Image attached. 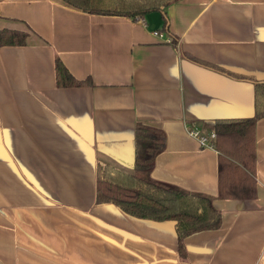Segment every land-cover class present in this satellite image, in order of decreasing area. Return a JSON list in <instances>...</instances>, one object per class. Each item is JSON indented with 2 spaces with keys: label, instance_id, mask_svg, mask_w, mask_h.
<instances>
[{
  "label": "crops",
  "instance_id": "crops-1",
  "mask_svg": "<svg viewBox=\"0 0 264 264\" xmlns=\"http://www.w3.org/2000/svg\"><path fill=\"white\" fill-rule=\"evenodd\" d=\"M167 16L164 30L158 11L134 19L0 0V30L28 33L0 46V264H264V117L255 197L220 198V152L189 134L254 114L264 0H179ZM57 58L93 84L59 87ZM139 124L166 135L151 177L221 211L218 229L185 238V258L174 221L96 203L98 162L134 171Z\"/></svg>",
  "mask_w": 264,
  "mask_h": 264
},
{
  "label": "trees",
  "instance_id": "trees-1",
  "mask_svg": "<svg viewBox=\"0 0 264 264\" xmlns=\"http://www.w3.org/2000/svg\"><path fill=\"white\" fill-rule=\"evenodd\" d=\"M60 1L91 14L134 19L158 11L164 19V30H168L167 8L179 0ZM27 35V32L21 30H0V46L23 45ZM55 70L59 87L93 84L91 78L77 79L59 58ZM220 70L224 71L222 68ZM249 79L255 82L254 114L251 117L223 118L215 122V149L220 152L219 197L224 199L255 197L257 194L255 126L264 117V82ZM165 146L166 135L162 130L139 124L136 130L134 171L128 172L110 163L98 162L96 203H114L137 218L174 221L179 254L185 258V238L200 231L218 229L222 223V214L214 206L212 196L191 192L151 177L155 159Z\"/></svg>",
  "mask_w": 264,
  "mask_h": 264
},
{
  "label": "built area",
  "instance_id": "built-area-1",
  "mask_svg": "<svg viewBox=\"0 0 264 264\" xmlns=\"http://www.w3.org/2000/svg\"><path fill=\"white\" fill-rule=\"evenodd\" d=\"M189 134L196 138L199 142V144L202 147L212 148L215 147V141H216V132L212 131L210 133L202 132L199 128H194L189 131Z\"/></svg>",
  "mask_w": 264,
  "mask_h": 264
}]
</instances>
